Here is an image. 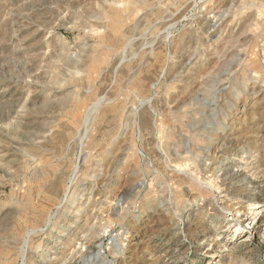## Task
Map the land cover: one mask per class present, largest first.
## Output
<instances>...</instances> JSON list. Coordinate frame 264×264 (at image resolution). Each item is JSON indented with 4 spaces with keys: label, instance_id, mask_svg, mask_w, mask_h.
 <instances>
[{
    "label": "rangeland",
    "instance_id": "1",
    "mask_svg": "<svg viewBox=\"0 0 264 264\" xmlns=\"http://www.w3.org/2000/svg\"><path fill=\"white\" fill-rule=\"evenodd\" d=\"M0 264H264V0H0Z\"/></svg>",
    "mask_w": 264,
    "mask_h": 264
},
{
    "label": "bare ground",
    "instance_id": "2",
    "mask_svg": "<svg viewBox=\"0 0 264 264\" xmlns=\"http://www.w3.org/2000/svg\"><path fill=\"white\" fill-rule=\"evenodd\" d=\"M191 218H193V217H191ZM194 220H195V218H194ZM194 222H195V221H194ZM189 224H190V223H189ZM191 225H192V224H191ZM195 229H196V228H195ZM196 230H197V229H196ZM203 231H204V230H203ZM193 232H194V231H193ZM205 233H206V232H205ZM205 233H204V234H205ZM208 235H209V234H208Z\"/></svg>",
    "mask_w": 264,
    "mask_h": 264
}]
</instances>
